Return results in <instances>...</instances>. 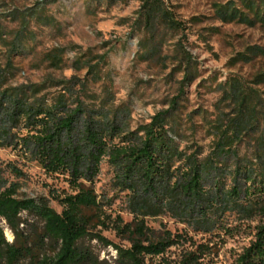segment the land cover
Here are the masks:
<instances>
[{
	"label": "trees",
	"instance_id": "1",
	"mask_svg": "<svg viewBox=\"0 0 264 264\" xmlns=\"http://www.w3.org/2000/svg\"><path fill=\"white\" fill-rule=\"evenodd\" d=\"M140 2L139 17L147 30L155 29L158 22L183 37L189 23L203 20H178L169 1ZM212 9L215 19L225 24L264 26V0H221L213 2ZM205 30L211 34L219 31ZM254 54L252 47L247 48L236 53L228 65L247 63ZM178 55L175 68L183 73L179 96L170 101L168 109L134 130L116 113L93 114L79 97L75 106L70 105L75 78L59 82L63 90L49 98L44 93L46 84L8 85L11 64L7 69L0 67V147L16 152L23 167L35 163L46 176L61 177L69 190L52 192L49 198L21 197L19 183L7 180L0 170V222L13 235L8 242L0 224V264H109L93 251L89 245L93 241L114 249L111 264H208L206 245L195 244L186 234L173 233L165 226L157 232L146 220L168 214L194 231L211 233L228 210L245 219H258L255 241L238 264H264V133L255 139L251 158L239 154L245 135L261 132L264 123V92L256 88L264 84V72L248 84L231 77L218 85L233 109L231 115L220 113L214 120L203 116L213 147L201 158L200 149H179V128L173 131L171 127L176 123L177 100L198 76L192 55L184 48ZM53 59V65L60 61L57 56ZM230 158L235 160V168L227 173ZM104 159L113 170V185L131 194V222L120 216L111 220L104 210L111 200L95 192L93 182ZM23 167L10 162L5 171L14 179H23ZM221 175L230 178L231 188L225 189ZM211 185L217 189L207 190ZM50 200L58 203L61 212L50 206ZM98 227L111 228L129 246L113 244ZM186 244L189 248L180 258L166 259L169 248Z\"/></svg>",
	"mask_w": 264,
	"mask_h": 264
},
{
	"label": "rangeland",
	"instance_id": "2",
	"mask_svg": "<svg viewBox=\"0 0 264 264\" xmlns=\"http://www.w3.org/2000/svg\"><path fill=\"white\" fill-rule=\"evenodd\" d=\"M168 1L178 20H203L189 23L182 37V33L168 31L158 22L155 29L147 30L139 17L140 0H0V67L7 69L11 64L7 84H46L44 93L52 98L63 90L59 82L75 78L70 105L75 106L79 97L93 114L116 113L134 130L168 109L170 101L179 96L183 73L175 67L178 53L184 48L195 60L198 76L184 87V94L177 100L176 123L171 127L173 131L179 128L176 142L180 150L200 149V157L204 158L213 147V137L207 135L203 116L214 120L220 113L231 115L233 109L222 98L218 85L231 77L248 84L256 74L264 72V26L225 24L215 19L212 3L221 0H165ZM205 28L219 31L211 34ZM250 47L255 52L252 60L228 65L236 53ZM53 56L60 59L59 63L53 65ZM256 88L264 92V84ZM261 127V132L245 135L240 158L252 157L255 139L264 133V123ZM10 162L20 167L24 164L10 147H0V170L7 180L19 183V196L49 198L52 192L69 193L61 177L46 176L35 163L23 167L26 178L14 179L5 171ZM234 163L233 158L227 161V173L235 168ZM220 177L225 189L232 187L229 177ZM114 182L113 170L104 159L93 182L95 192L111 200V206L104 207L111 220L120 216L124 222H131V194L114 186ZM249 186L250 181L246 183ZM206 189L215 191L217 187ZM50 206L61 212L56 201L50 200ZM22 216L27 218L25 213ZM0 224L6 240L11 242L10 230L4 221ZM146 224L157 232L165 226L173 233L186 234L195 244L206 245L208 264H238L239 257L255 241L258 219H245L235 210H228L211 233L194 231L168 214L149 218ZM96 230L115 245L129 246L111 228ZM89 245L100 260L111 264L116 257L112 247L96 241ZM188 248V244L171 247L165 257L173 262Z\"/></svg>",
	"mask_w": 264,
	"mask_h": 264
},
{
	"label": "water",
	"instance_id": "3",
	"mask_svg": "<svg viewBox=\"0 0 264 264\" xmlns=\"http://www.w3.org/2000/svg\"><path fill=\"white\" fill-rule=\"evenodd\" d=\"M12 242V241H11Z\"/></svg>",
	"mask_w": 264,
	"mask_h": 264
}]
</instances>
